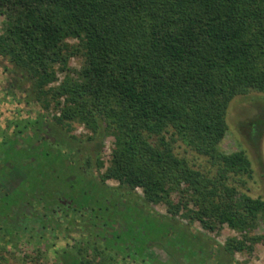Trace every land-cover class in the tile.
I'll return each instance as SVG.
<instances>
[{"label": "trees", "instance_id": "trees-1", "mask_svg": "<svg viewBox=\"0 0 264 264\" xmlns=\"http://www.w3.org/2000/svg\"><path fill=\"white\" fill-rule=\"evenodd\" d=\"M0 13V54L25 70L43 107L56 108L53 119L114 134L103 181L140 187L145 202L207 229L241 231L226 238L230 253L264 240L251 233L264 220V197L237 187L250 159L218 146L233 96L264 92V0H0ZM73 54L79 69L69 65ZM57 71L63 77L51 84ZM177 141L215 172L178 155Z\"/></svg>", "mask_w": 264, "mask_h": 264}, {"label": "rangeland", "instance_id": "rangeland-1", "mask_svg": "<svg viewBox=\"0 0 264 264\" xmlns=\"http://www.w3.org/2000/svg\"><path fill=\"white\" fill-rule=\"evenodd\" d=\"M4 21L0 13V32ZM81 63L80 54L70 56L73 69ZM56 74L51 84L63 77ZM56 112L41 105L25 70L0 54V264H84L83 258L87 264H264L263 239L250 252L230 253L226 238L241 231L227 224L207 229L162 202H145L140 187L103 181L114 134L94 133L77 120L56 122ZM226 120L219 149H244L252 166L237 187L264 197V92L233 96ZM174 150L193 167L215 172L206 156L180 141ZM251 233L263 234L264 220Z\"/></svg>", "mask_w": 264, "mask_h": 264}]
</instances>
